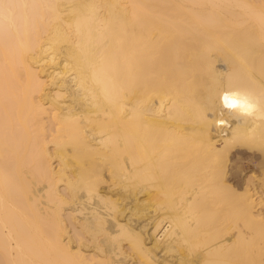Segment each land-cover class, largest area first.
Segmentation results:
<instances>
[{"label":"bare ground","instance_id":"1","mask_svg":"<svg viewBox=\"0 0 264 264\" xmlns=\"http://www.w3.org/2000/svg\"><path fill=\"white\" fill-rule=\"evenodd\" d=\"M0 264H264V0H0Z\"/></svg>","mask_w":264,"mask_h":264},{"label":"clouds","instance_id":"2","mask_svg":"<svg viewBox=\"0 0 264 264\" xmlns=\"http://www.w3.org/2000/svg\"><path fill=\"white\" fill-rule=\"evenodd\" d=\"M241 102L239 101V100H236V99H233L232 101H231V106L232 107H236L238 104H240Z\"/></svg>","mask_w":264,"mask_h":264}]
</instances>
